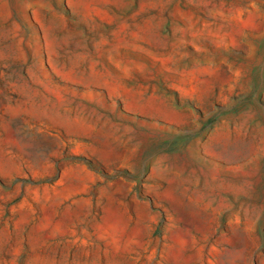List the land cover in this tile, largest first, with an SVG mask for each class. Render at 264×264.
<instances>
[{
  "label": "rangeland",
  "instance_id": "1",
  "mask_svg": "<svg viewBox=\"0 0 264 264\" xmlns=\"http://www.w3.org/2000/svg\"><path fill=\"white\" fill-rule=\"evenodd\" d=\"M0 264H264V0H0Z\"/></svg>",
  "mask_w": 264,
  "mask_h": 264
}]
</instances>
